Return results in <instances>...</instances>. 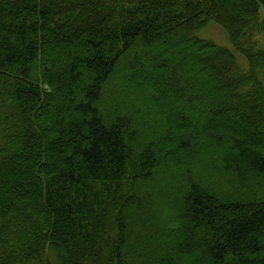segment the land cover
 I'll use <instances>...</instances> for the list:
<instances>
[{
  "label": "trees",
  "instance_id": "1",
  "mask_svg": "<svg viewBox=\"0 0 264 264\" xmlns=\"http://www.w3.org/2000/svg\"><path fill=\"white\" fill-rule=\"evenodd\" d=\"M256 32L264 0H0V264H264Z\"/></svg>",
  "mask_w": 264,
  "mask_h": 264
},
{
  "label": "rangeland",
  "instance_id": "2",
  "mask_svg": "<svg viewBox=\"0 0 264 264\" xmlns=\"http://www.w3.org/2000/svg\"><path fill=\"white\" fill-rule=\"evenodd\" d=\"M200 35L210 38L221 45L228 46L227 39L223 31L215 24H210L202 33H200ZM250 43L255 48L264 47V33H254L252 36H250ZM134 230H136L135 227Z\"/></svg>",
  "mask_w": 264,
  "mask_h": 264
}]
</instances>
